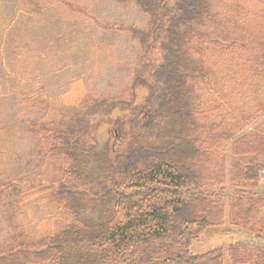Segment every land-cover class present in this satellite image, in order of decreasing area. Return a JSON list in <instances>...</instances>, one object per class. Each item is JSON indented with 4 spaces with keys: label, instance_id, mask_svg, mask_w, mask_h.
Segmentation results:
<instances>
[{
    "label": "trees",
    "instance_id": "16d2710c",
    "mask_svg": "<svg viewBox=\"0 0 264 264\" xmlns=\"http://www.w3.org/2000/svg\"><path fill=\"white\" fill-rule=\"evenodd\" d=\"M113 1L147 17L143 28L101 26L135 41L132 75L150 88L127 118L131 142L88 182L87 116L123 103L127 90L20 120L33 156L21 159V176L0 175V264H264V5ZM54 2L14 0L12 9L36 14ZM9 131L0 123V143ZM37 198L54 211L29 224L25 206ZM225 223L255 243L190 253Z\"/></svg>",
    "mask_w": 264,
    "mask_h": 264
},
{
    "label": "rangeland",
    "instance_id": "374dc122",
    "mask_svg": "<svg viewBox=\"0 0 264 264\" xmlns=\"http://www.w3.org/2000/svg\"><path fill=\"white\" fill-rule=\"evenodd\" d=\"M13 1L0 0V61L4 62L0 68V123L11 129L8 143H0V175L21 176V159L33 156L34 141L18 130L20 120L51 119L53 112H61L76 96L102 99L127 90L130 95L123 103L87 116V155L80 160L89 161L88 182H97L109 174L114 156L130 144L127 118L150 94L149 86L132 75L135 41L101 26L118 23L143 28L147 17L132 4L118 5L113 0H56L36 14L13 12ZM244 2L250 13L264 5V0ZM27 98L29 106L24 108ZM51 211L39 198L34 199L25 206L26 221L40 223ZM234 242L255 243L244 231L225 223L207 229L189 251L199 254Z\"/></svg>",
    "mask_w": 264,
    "mask_h": 264
}]
</instances>
